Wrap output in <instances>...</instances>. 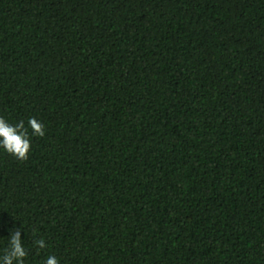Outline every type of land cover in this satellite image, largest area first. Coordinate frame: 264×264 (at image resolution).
<instances>
[{"label":"trees","instance_id":"obj_1","mask_svg":"<svg viewBox=\"0 0 264 264\" xmlns=\"http://www.w3.org/2000/svg\"><path fill=\"white\" fill-rule=\"evenodd\" d=\"M0 118V260L264 264V0H0Z\"/></svg>","mask_w":264,"mask_h":264},{"label":"clouds","instance_id":"obj_2","mask_svg":"<svg viewBox=\"0 0 264 264\" xmlns=\"http://www.w3.org/2000/svg\"><path fill=\"white\" fill-rule=\"evenodd\" d=\"M27 128H30L33 136H43L44 126L35 118L27 121ZM30 147V139L27 134L24 122L10 124L3 118H0V150H3L17 159H25ZM21 232L16 231L10 235V248L7 254L0 260V264H12L15 260L16 264H25L26 250L21 242ZM40 247H43V241H37ZM43 264H59V260L55 256H47L43 260Z\"/></svg>","mask_w":264,"mask_h":264}]
</instances>
